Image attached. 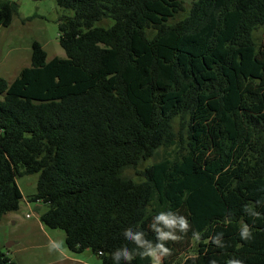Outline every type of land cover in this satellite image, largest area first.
<instances>
[{
	"label": "trees",
	"instance_id": "16d2710c",
	"mask_svg": "<svg viewBox=\"0 0 264 264\" xmlns=\"http://www.w3.org/2000/svg\"><path fill=\"white\" fill-rule=\"evenodd\" d=\"M53 1L65 58L32 42L29 67L0 78V222L17 177L37 174L29 201L74 253L114 264L125 228L155 241L148 225L172 211L190 230L162 264H264V0ZM17 14L0 0L1 27ZM0 264L17 263L0 249Z\"/></svg>",
	"mask_w": 264,
	"mask_h": 264
},
{
	"label": "rangeland",
	"instance_id": "374dc122",
	"mask_svg": "<svg viewBox=\"0 0 264 264\" xmlns=\"http://www.w3.org/2000/svg\"><path fill=\"white\" fill-rule=\"evenodd\" d=\"M14 1L18 6V14L12 18L9 27L0 26V78L8 82L15 80L22 69L29 67L32 42L41 45L47 61L55 57L65 58L59 46L58 26L61 16L67 12L53 0ZM191 1H184L186 10ZM164 156V151L159 150L136 170H125L124 175L135 180L137 171L158 162ZM37 179V174L17 177L22 200L18 211L6 214L0 222L1 250H8V255L17 264H102L89 250L82 253L70 251L65 245L63 231L42 226L39 217L47 211V205L29 201L36 193ZM50 241L61 242V251L50 250ZM7 245H11L9 249L5 248ZM188 254H192V251Z\"/></svg>",
	"mask_w": 264,
	"mask_h": 264
},
{
	"label": "clouds",
	"instance_id": "9594fccd",
	"mask_svg": "<svg viewBox=\"0 0 264 264\" xmlns=\"http://www.w3.org/2000/svg\"><path fill=\"white\" fill-rule=\"evenodd\" d=\"M259 203V202H257ZM248 215L260 218V213L252 208H245ZM154 233L155 241L147 238V234L142 230H134L133 227H127L123 230L124 240L133 245L132 248L127 243L113 251L110 255L114 264H132L137 257L148 259L150 264H162L164 258L172 254V249L167 247L168 242H178L183 239L184 235L190 230V224L186 217L172 211H161L157 213L148 225ZM193 239L199 241L200 233L193 231ZM241 240L252 239V230L247 224H243L239 230ZM209 241L219 248L225 247L222 234H217L209 238ZM50 250L61 251V242L50 241ZM215 264V261L211 262ZM225 264H243L238 258H229Z\"/></svg>",
	"mask_w": 264,
	"mask_h": 264
},
{
	"label": "crops",
	"instance_id": "0c3cea01",
	"mask_svg": "<svg viewBox=\"0 0 264 264\" xmlns=\"http://www.w3.org/2000/svg\"><path fill=\"white\" fill-rule=\"evenodd\" d=\"M5 248H6V246H5ZM1 249V248H0ZM6 249H9V248H6ZM6 254H7V256L10 258V255H8L9 254V252H8V250L5 252ZM11 259V258H10Z\"/></svg>",
	"mask_w": 264,
	"mask_h": 264
},
{
	"label": "water",
	"instance_id": "95a60500",
	"mask_svg": "<svg viewBox=\"0 0 264 264\" xmlns=\"http://www.w3.org/2000/svg\"><path fill=\"white\" fill-rule=\"evenodd\" d=\"M11 245H7L6 248H10Z\"/></svg>",
	"mask_w": 264,
	"mask_h": 264
}]
</instances>
